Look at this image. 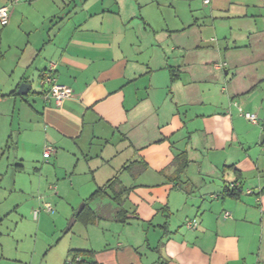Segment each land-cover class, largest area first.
Returning <instances> with one entry per match:
<instances>
[{"label":"crops","instance_id":"crops-1","mask_svg":"<svg viewBox=\"0 0 264 264\" xmlns=\"http://www.w3.org/2000/svg\"><path fill=\"white\" fill-rule=\"evenodd\" d=\"M164 1L173 17L155 25L154 5ZM5 4L11 17L0 35L13 53L7 59L0 51V159L15 147V171L42 174L40 187L73 174L80 161L91 174L93 191L81 208L67 203L66 231L79 221L86 238L65 261L71 250H86L99 264H264V146L246 149L245 118L231 104L238 98L246 111L264 112V0ZM51 64L73 89L60 104L45 98L41 83ZM261 130L264 118L255 133ZM48 145L56 151L45 159ZM182 153L189 162L178 173ZM116 175L128 188L126 221L115 217L116 185L90 199ZM235 181L241 189L234 192ZM64 189L42 197L43 205L54 208ZM34 201L0 202V223L12 211L37 219Z\"/></svg>","mask_w":264,"mask_h":264},{"label":"rangeland","instance_id":"rangeland-1","mask_svg":"<svg viewBox=\"0 0 264 264\" xmlns=\"http://www.w3.org/2000/svg\"><path fill=\"white\" fill-rule=\"evenodd\" d=\"M180 4L186 7L185 1H182ZM154 7L157 9L156 21L154 20L155 25L160 22L162 23L163 21L161 19L164 17L169 21L172 19L174 14L172 11L173 6L168 4L167 1L162 2L161 5L155 4ZM158 10L162 13L161 15L158 14ZM1 28L3 26L0 23ZM4 41L5 38L0 35V51L8 59L13 52L5 47ZM236 100L239 101L238 98ZM256 114L260 118L258 127L244 116L245 119H243L242 123V131L249 132L248 140L251 144L249 146L247 144L246 149L251 154L260 152V148L264 146L262 144L264 131L261 130L258 134L255 133V130L257 131L259 127L262 129L264 112L261 115ZM14 139H16L15 136ZM15 153H18L16 148L11 147L7 149L5 156L0 159L1 207L9 205L5 201L15 200V202H19L20 199L27 196L35 198V201L30 206L32 215H35V210L37 209L40 212L38 213V218L33 219L32 217L22 218L12 211L6 216L8 219H4L0 223V264H63L67 257L66 254L69 247L84 241L86 238L84 231L86 225L79 221L74 224L70 231H66L73 219L66 212L68 208L67 203L71 202V200L76 201L75 208H81L83 205V201L80 200L81 197H87L93 191L86 187V178L91 174L85 172V163L80 161L73 174L71 172L68 174L64 172V174L57 176L58 179L56 178V182L40 187L37 185V181H39V178H42V174L36 175L35 178V175L29 169L25 173H17L15 171L13 166ZM58 181L61 182L60 186ZM15 183L17 184L15 185ZM51 184L56 186V188H53V190L50 189L49 186ZM61 184L65 186V189L63 191L61 190L62 192L57 195V201L55 203L51 200L54 204L55 211L60 213V215L53 217L42 209L43 203L46 201L42 197L51 198L53 196L52 194L57 189H60ZM17 189H23L27 192L21 193L16 191ZM1 218L2 212H0Z\"/></svg>","mask_w":264,"mask_h":264},{"label":"built area","instance_id":"built-area-1","mask_svg":"<svg viewBox=\"0 0 264 264\" xmlns=\"http://www.w3.org/2000/svg\"><path fill=\"white\" fill-rule=\"evenodd\" d=\"M204 4L208 5L212 2V0H202ZM11 17V5L5 4L0 6V22L2 25H6L9 23ZM226 63L221 64L220 66H225ZM54 65L51 64L49 69L44 72L42 78H41V83L44 86H47L46 92H45V98L52 97L54 100L60 104L65 98L71 96L73 94V89L72 87L61 84L58 82L57 77L55 73L53 72ZM234 106H236L242 116H244L246 119L251 121L254 124H259L260 123V118L256 113L250 112V111H245L242 104L239 103L238 101L233 100L231 102ZM55 148L53 146H46L45 151H44V157L45 159H49L54 153H55ZM230 189L232 190H240L241 189V183L239 181L231 182ZM248 193H251L252 190L248 189ZM43 209L47 211H53L54 208L52 204L50 203H45L43 205ZM40 212L39 209L35 210V215H38ZM225 215H229V212H226ZM197 220L193 219L187 222V226L190 228H195L197 225ZM80 260V256H77L75 258H71L67 260V264H78V261Z\"/></svg>","mask_w":264,"mask_h":264},{"label":"trees","instance_id":"trees-1","mask_svg":"<svg viewBox=\"0 0 264 264\" xmlns=\"http://www.w3.org/2000/svg\"><path fill=\"white\" fill-rule=\"evenodd\" d=\"M188 162H189V159L187 158L186 154L185 153H182L180 155H177L176 157V163L178 164V167H177V172L178 173H182L183 171H185V169L187 168V165H188ZM141 172V170H137V173ZM137 173H135V175H137ZM118 187V188H115V196L116 198L118 199V203L120 205V207L116 210V215L115 217L120 220V221H126L128 219V216H127V211L126 209L121 205V198H122V195L124 193H128V188H126L125 186L121 185L120 183V180L118 178V176H114L113 178H111L107 184H105L104 186L102 187H99L95 192L94 194L90 197V199L94 198L95 196L97 195H100L102 193H104L107 189V187L109 186H115ZM232 190V189H230ZM234 192L237 191V190H233ZM90 216L87 217L88 220L90 221H93L95 216H92V211H90ZM77 256H80V260L78 261V264H99L95 259H94V256H93V253H91L90 251H86V250H71L69 255H68V259H71V258H75ZM67 260L64 262V264H67Z\"/></svg>","mask_w":264,"mask_h":264},{"label":"water","instance_id":"water-1","mask_svg":"<svg viewBox=\"0 0 264 264\" xmlns=\"http://www.w3.org/2000/svg\"><path fill=\"white\" fill-rule=\"evenodd\" d=\"M29 84L28 83H23L21 84L19 88L20 93H26L28 91Z\"/></svg>","mask_w":264,"mask_h":264}]
</instances>
